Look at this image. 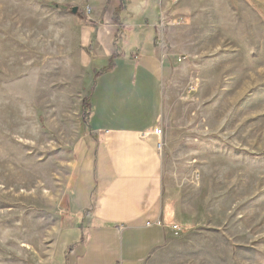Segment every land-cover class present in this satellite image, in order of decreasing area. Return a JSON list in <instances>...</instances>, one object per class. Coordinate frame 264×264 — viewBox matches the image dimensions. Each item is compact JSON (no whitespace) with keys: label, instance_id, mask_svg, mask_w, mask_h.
Masks as SVG:
<instances>
[{"label":"rangeland","instance_id":"1","mask_svg":"<svg viewBox=\"0 0 264 264\" xmlns=\"http://www.w3.org/2000/svg\"><path fill=\"white\" fill-rule=\"evenodd\" d=\"M162 1L157 152L179 231L154 264H264V0ZM83 3L0 0V264H48L74 220L98 56Z\"/></svg>","mask_w":264,"mask_h":264},{"label":"crops","instance_id":"2","mask_svg":"<svg viewBox=\"0 0 264 264\" xmlns=\"http://www.w3.org/2000/svg\"><path fill=\"white\" fill-rule=\"evenodd\" d=\"M83 2L98 56L77 147L74 220L48 264H154L175 242L176 217L156 138L143 136L161 118L164 1Z\"/></svg>","mask_w":264,"mask_h":264},{"label":"built area","instance_id":"3","mask_svg":"<svg viewBox=\"0 0 264 264\" xmlns=\"http://www.w3.org/2000/svg\"><path fill=\"white\" fill-rule=\"evenodd\" d=\"M143 136L144 137H147V136L155 137L156 138V150L157 151L161 150V137H162V129H161V127H159V126L154 127L149 132H146ZM171 229H172V231L174 233H177L179 231V228L176 225H172Z\"/></svg>","mask_w":264,"mask_h":264},{"label":"water","instance_id":"4","mask_svg":"<svg viewBox=\"0 0 264 264\" xmlns=\"http://www.w3.org/2000/svg\"><path fill=\"white\" fill-rule=\"evenodd\" d=\"M76 12V8H72V13H75Z\"/></svg>","mask_w":264,"mask_h":264}]
</instances>
